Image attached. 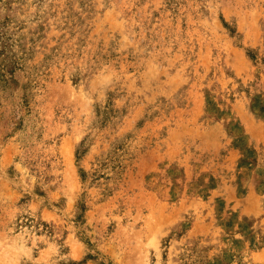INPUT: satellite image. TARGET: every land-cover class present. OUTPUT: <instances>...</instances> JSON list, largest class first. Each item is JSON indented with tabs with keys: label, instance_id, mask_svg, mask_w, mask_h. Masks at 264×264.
<instances>
[{
	"label": "rangeland",
	"instance_id": "1",
	"mask_svg": "<svg viewBox=\"0 0 264 264\" xmlns=\"http://www.w3.org/2000/svg\"><path fill=\"white\" fill-rule=\"evenodd\" d=\"M0 264H264V0H0Z\"/></svg>",
	"mask_w": 264,
	"mask_h": 264
}]
</instances>
